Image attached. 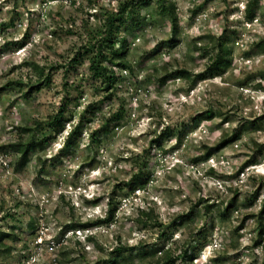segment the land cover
Here are the masks:
<instances>
[{
  "label": "rangeland",
  "instance_id": "rangeland-1",
  "mask_svg": "<svg viewBox=\"0 0 264 264\" xmlns=\"http://www.w3.org/2000/svg\"><path fill=\"white\" fill-rule=\"evenodd\" d=\"M74 1L0 0V231L12 236L0 264H96L117 249L116 264H162L168 253L175 264H264V0H172L176 37L169 19L144 8L143 27L128 38L133 69L115 68L112 92L92 79L87 58L69 62L126 0ZM222 35L233 50L229 71L197 85L161 82L177 70L204 72ZM38 67L52 77L41 91L31 90ZM62 110L65 131L48 133L18 170L20 155L4 148ZM209 111L216 117L198 118ZM84 114L92 122L62 153ZM137 160L149 184L133 192ZM109 199L118 206L112 225L78 227L104 219Z\"/></svg>",
  "mask_w": 264,
  "mask_h": 264
},
{
  "label": "trees",
  "instance_id": "trees-1",
  "mask_svg": "<svg viewBox=\"0 0 264 264\" xmlns=\"http://www.w3.org/2000/svg\"><path fill=\"white\" fill-rule=\"evenodd\" d=\"M49 1H58V2H69L75 4L74 0H49ZM255 2L252 1L249 3L246 11V19L248 21H254L256 17L255 12ZM154 7V14L158 17H163L169 19L172 25L173 37H176L179 33V17L177 5L172 0H126L123 2L117 12L107 14L104 20V31L100 34V38H96V41L85 45L81 50L76 54V56L71 60L70 67L75 68L77 65L82 63V61L87 58L90 62L89 70L91 77L94 80L100 82L102 87H105V91L112 92L116 91L119 84L120 77L117 75L115 68H120L125 71H132L133 67L128 60V38L136 31L141 29L144 25L146 18L141 17V12L144 8ZM125 34V36H124ZM28 36H25L24 40L16 42L14 45L15 48H24L28 44ZM230 40L226 39L223 35L216 38L215 41V55L211 58V62L207 69L197 75H193L187 70H177L176 72L171 73L170 75L165 76L161 82L166 84L170 79L181 78L191 82L193 85H197L201 81L213 80L217 77L222 76L224 73L229 71L233 64V50L230 48ZM25 66H30V64H25ZM39 75V80L36 82L31 90L41 91L43 88L48 87L52 83L51 74L46 75V68H36L35 70ZM20 85V84H19ZM28 98V95H25ZM65 110H62L57 115H55L45 126L39 125L37 128H25L23 129L24 133L28 135V139L25 142H16L10 146L5 147L4 149H11L17 152L21 159L18 164V170H22L24 167L30 163V155L37 148L43 149V147L50 142L52 136L48 133H63L66 129V121L64 120ZM122 117V116H120ZM215 113L209 111L203 114H200L198 118L200 119H213ZM92 119L86 120L85 114L81 116L77 125L71 130L68 134L67 140L62 148V153L69 151L74 148L77 144L78 139L83 135L85 126L88 123H91ZM50 131V132H49ZM93 132L90 135L91 143H99L100 140H97L99 133ZM103 131H109V125L103 127ZM42 132L45 134L43 139L38 142L37 134ZM238 137V136H236ZM235 138L234 140H238ZM230 140V141H234ZM227 143V142H225ZM214 154V151H210L204 157V160H209ZM131 183L134 184L132 191L135 192L136 189H142L149 184V177H147V165L142 164V162L135 163V173L132 177ZM127 185V184H126ZM130 185V184H129ZM258 194V193H257ZM98 201L92 202V204H97ZM233 203V202H232ZM109 208L107 210V215L102 220H97L94 222H89L83 225H79V228L89 229L94 227H100L103 225H112L115 220L118 206L114 204V200L108 201ZM231 204L230 207H232ZM227 209V212L231 208ZM210 209V208H207ZM259 230L260 237L264 236V202L259 213ZM34 228V226H31ZM10 234H6L0 231V251H9L10 248L5 246L6 239L11 238ZM91 241V238H88ZM4 248V249H3ZM3 249V250H2ZM124 250L117 249L115 250V257L111 260L99 262L96 264H116L120 258H122ZM186 253H188L186 251ZM149 253H143L141 256L146 257ZM165 261L162 264H175L176 260L172 259L169 256V253L165 256ZM193 261L194 257H190Z\"/></svg>",
  "mask_w": 264,
  "mask_h": 264
}]
</instances>
